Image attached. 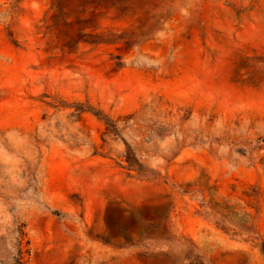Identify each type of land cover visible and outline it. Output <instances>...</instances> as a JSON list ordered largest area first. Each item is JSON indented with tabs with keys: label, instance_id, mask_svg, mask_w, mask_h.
<instances>
[{
	"label": "rangeland",
	"instance_id": "374dc122",
	"mask_svg": "<svg viewBox=\"0 0 264 264\" xmlns=\"http://www.w3.org/2000/svg\"><path fill=\"white\" fill-rule=\"evenodd\" d=\"M19 249L264 264V0H0V264Z\"/></svg>",
	"mask_w": 264,
	"mask_h": 264
},
{
	"label": "trees",
	"instance_id": "16d2710c",
	"mask_svg": "<svg viewBox=\"0 0 264 264\" xmlns=\"http://www.w3.org/2000/svg\"><path fill=\"white\" fill-rule=\"evenodd\" d=\"M129 150H130L129 147H127L128 152H129ZM130 156H131V154L127 155V157H130ZM17 244H18V246L21 244V241L19 239L17 240ZM9 264H29V262L27 259H24V257L21 255L20 249H19L17 257L13 258L11 263H9Z\"/></svg>",
	"mask_w": 264,
	"mask_h": 264
}]
</instances>
